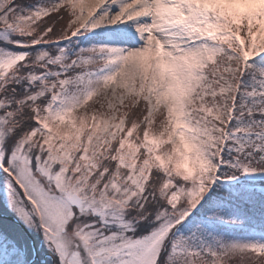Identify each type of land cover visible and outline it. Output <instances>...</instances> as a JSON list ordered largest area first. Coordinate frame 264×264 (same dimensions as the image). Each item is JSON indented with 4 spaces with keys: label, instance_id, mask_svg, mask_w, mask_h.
<instances>
[{
    "label": "snow or ice",
    "instance_id": "1",
    "mask_svg": "<svg viewBox=\"0 0 264 264\" xmlns=\"http://www.w3.org/2000/svg\"><path fill=\"white\" fill-rule=\"evenodd\" d=\"M0 194V264H264V0H0Z\"/></svg>",
    "mask_w": 264,
    "mask_h": 264
},
{
    "label": "rangeland",
    "instance_id": "2",
    "mask_svg": "<svg viewBox=\"0 0 264 264\" xmlns=\"http://www.w3.org/2000/svg\"><path fill=\"white\" fill-rule=\"evenodd\" d=\"M120 23H121V25H127L128 26L124 30L128 31L129 35L131 34L129 29L131 31L135 30L132 27V21H122ZM102 27L113 28L115 26L109 25V26H102ZM91 32L96 33V36L94 39L84 40L85 36L91 35L90 32H84V33L80 34L77 38H73L74 43L76 45L80 46L81 41H83V45L86 46L89 43L106 42L105 37L107 35V32H102L100 29H94V30H91ZM137 40H138V37H137ZM135 43H136V41H131V42H129V44L127 46H129V47L135 46ZM243 177L247 178L246 175ZM0 196L2 198V201H4L3 195L0 194ZM9 214L12 215L10 212H9ZM249 217L251 218L250 221H248V222L243 221L242 223H235V224H232V225L226 227L225 229L229 230L230 232H234V231L237 232L238 230L240 232H243L242 236L246 237V239L248 238L246 241L264 240V231H262V228H264V216H262L261 213L259 212V210H257L254 214L249 215ZM242 236H239V237H242ZM47 255L49 256L50 253L47 252Z\"/></svg>",
    "mask_w": 264,
    "mask_h": 264
},
{
    "label": "trees",
    "instance_id": "3",
    "mask_svg": "<svg viewBox=\"0 0 264 264\" xmlns=\"http://www.w3.org/2000/svg\"><path fill=\"white\" fill-rule=\"evenodd\" d=\"M25 2L26 3H30V4H35V3H38V2L48 3V2H50V0H25ZM9 46L12 47L11 45H9ZM237 182L241 183V184L249 183L248 179L243 177V176L238 177L237 178ZM3 202L4 201H2V198L0 196V212L9 214L8 209L6 208V206H5V204ZM250 219L251 218L248 216L247 219L244 220V222H248V221H250ZM5 226L7 227V230L9 231L10 234L21 235L20 232H19V228H17L15 226L14 222H11V221L3 219V218H0V229H2ZM224 232L231 239H239V240H244V241H246L248 239V238L246 239V237L242 236L243 232H240L239 230L237 232L236 231L230 232L229 230L225 229ZM32 236L34 237L35 243L37 245L38 260H40V261H45L46 260L47 264H52V256H48L47 255V252H49V251H48L47 248H45L43 246L42 238L39 235L35 234V233H33ZM239 236H242V237H239ZM26 239H27L29 247L32 248L28 237H26Z\"/></svg>",
    "mask_w": 264,
    "mask_h": 264
},
{
    "label": "water",
    "instance_id": "4",
    "mask_svg": "<svg viewBox=\"0 0 264 264\" xmlns=\"http://www.w3.org/2000/svg\"><path fill=\"white\" fill-rule=\"evenodd\" d=\"M0 217H1V218H4V219H7V220H9V221H12V222H14V223H16V222H15V217H14V216L6 215V214H3V213H0ZM20 227H22V226H20ZM28 238H29V240H30V243H31L32 249H34L33 255H34L35 258H38L37 248H36L35 241H34L32 235L28 236Z\"/></svg>",
    "mask_w": 264,
    "mask_h": 264
}]
</instances>
